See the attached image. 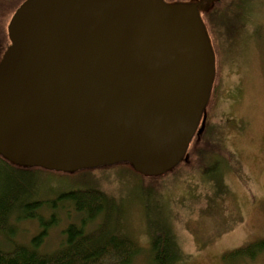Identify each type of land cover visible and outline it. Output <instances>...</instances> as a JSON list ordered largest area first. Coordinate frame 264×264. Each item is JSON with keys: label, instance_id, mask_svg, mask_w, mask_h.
I'll return each instance as SVG.
<instances>
[{"label": "water", "instance_id": "95a60500", "mask_svg": "<svg viewBox=\"0 0 264 264\" xmlns=\"http://www.w3.org/2000/svg\"><path fill=\"white\" fill-rule=\"evenodd\" d=\"M9 33L5 158L55 171L128 161L150 176L183 159L216 69L199 3L26 0Z\"/></svg>", "mask_w": 264, "mask_h": 264}, {"label": "rangeland", "instance_id": "374dc122", "mask_svg": "<svg viewBox=\"0 0 264 264\" xmlns=\"http://www.w3.org/2000/svg\"><path fill=\"white\" fill-rule=\"evenodd\" d=\"M227 5L230 8L219 13L220 24L213 31L220 80L205 138L196 140L205 156L200 154L199 165L159 178L113 167L73 175L44 171L33 179L42 198L71 189L98 188L121 202L123 225L144 250L131 264H148L149 238L143 228L148 231L151 209L156 216L162 215L159 188L169 198L165 196L172 205L174 229L189 255L177 264H264V252L252 261L225 257L264 239V0H225ZM10 41L9 25L0 20V60ZM10 171L0 161V188L12 179ZM17 173L30 183L27 172ZM42 213L49 215L51 211ZM58 214L60 222L50 230L42 251L56 249L64 240L63 228L83 218L70 206ZM16 223V242L28 243L39 231L35 219ZM13 245L0 237L1 248L11 249Z\"/></svg>", "mask_w": 264, "mask_h": 264}, {"label": "trees", "instance_id": "16d2710c", "mask_svg": "<svg viewBox=\"0 0 264 264\" xmlns=\"http://www.w3.org/2000/svg\"><path fill=\"white\" fill-rule=\"evenodd\" d=\"M24 1L26 0H0V20L9 23L15 11ZM165 1L169 3H199L201 17L210 36L215 54L213 31L220 24L219 19L221 16L218 17V15L220 12L222 14L226 12L231 4L224 6L225 0ZM219 80V69L216 67L210 97L203 114L207 121L211 115L216 95L215 90ZM207 121L197 129L183 159L174 168L158 176L144 175L128 161L75 171H55L40 166L15 164L0 154V161L11 168L12 171L10 172L13 173L12 179L8 180L3 188H0V237L14 243L11 249L0 247V264H131L133 259L140 256L144 250L123 225L125 211L121 202H118L103 189L98 188L71 189L60 192L53 198H42L40 195L38 196L37 185H33V179L35 180L38 177L37 175L44 171L73 175L83 172L89 174L113 167L128 168L145 177L159 178L181 168H194L195 165L200 164V154L202 158L205 157L203 155L204 150H201L202 144L200 142L196 143V140L201 141L205 138ZM18 171L29 174L31 177L29 184L18 176ZM159 190L161 193L158 197L161 202L163 201L164 207L162 215L158 213L159 217L156 216L157 213H153L151 209L148 212V231L143 228L144 233L149 238L148 264H177L180 261L189 259V255L184 253L180 239L174 229L172 205L169 200H166L162 188H159ZM66 206H70L76 212L83 214V218L80 222H69L63 228L64 240L56 249L42 251L41 246L50 235V230L60 222L58 211ZM135 206L137 207V205ZM45 209L50 210L51 213L49 215L43 214L42 211ZM114 213H117L118 218L116 220L113 218ZM26 219H35L39 225V231L28 243L16 242L14 240L17 234L16 222L17 220ZM97 221L98 223H96ZM93 224L95 225L93 226ZM263 252L264 239H259L244 247L235 249L230 254H226L225 257L228 259L235 256L239 260L252 261Z\"/></svg>", "mask_w": 264, "mask_h": 264}]
</instances>
